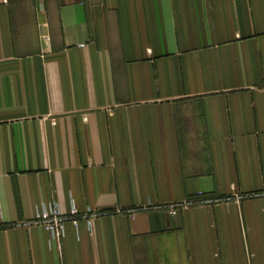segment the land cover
<instances>
[{
	"label": "crops",
	"instance_id": "crops-1",
	"mask_svg": "<svg viewBox=\"0 0 264 264\" xmlns=\"http://www.w3.org/2000/svg\"><path fill=\"white\" fill-rule=\"evenodd\" d=\"M0 264H264V0H0Z\"/></svg>",
	"mask_w": 264,
	"mask_h": 264
},
{
	"label": "built area",
	"instance_id": "built-area-1",
	"mask_svg": "<svg viewBox=\"0 0 264 264\" xmlns=\"http://www.w3.org/2000/svg\"><path fill=\"white\" fill-rule=\"evenodd\" d=\"M189 203L191 202L172 206L173 208L171 209V212L176 214L179 208L183 207L184 205H189ZM75 213L76 212H72V215ZM66 219H68V217H66L58 208H53L52 210H45L39 214L37 221L46 227L55 240L60 242L62 236L64 235V224Z\"/></svg>",
	"mask_w": 264,
	"mask_h": 264
},
{
	"label": "trees",
	"instance_id": "trees-1",
	"mask_svg": "<svg viewBox=\"0 0 264 264\" xmlns=\"http://www.w3.org/2000/svg\"><path fill=\"white\" fill-rule=\"evenodd\" d=\"M204 199H205L204 196H201V197L199 198V200H197V201H193V202H191V203H189V204L202 203V202H205Z\"/></svg>",
	"mask_w": 264,
	"mask_h": 264
}]
</instances>
